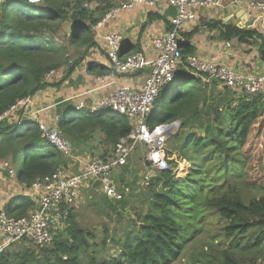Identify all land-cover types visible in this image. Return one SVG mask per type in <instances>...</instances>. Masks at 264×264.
<instances>
[{
    "label": "trees",
    "instance_id": "16d2710c",
    "mask_svg": "<svg viewBox=\"0 0 264 264\" xmlns=\"http://www.w3.org/2000/svg\"><path fill=\"white\" fill-rule=\"evenodd\" d=\"M85 1L6 0L0 10V160H9L13 167L21 163L17 180L25 187L67 166L69 160L41 136L37 121L20 122L24 108L5 113L49 86L45 81L49 71L65 65L69 74L85 50L95 45L93 27L120 2L88 0L96 5L87 7ZM220 34L224 40L236 37L250 43L257 35L264 60V38L255 30L222 25ZM54 36L78 49L73 62L67 45L57 44ZM187 48L181 46L184 59ZM176 121L179 129L172 136L176 144L168 153L177 152L190 163L189 170L182 180L175 177L177 163L172 160L168 168L156 170L146 186L147 208L130 224L123 216L127 200L104 196L118 216L110 217L113 225L103 224L100 232L74 228L71 240L53 236L41 247L21 239L0 253V264H171L191 240L209 231L202 224L208 218L216 220L217 232L208 234L209 240L191 253L190 264H264V174L257 148L264 140V92L246 95L224 88L214 95L193 75L179 74L158 95L148 125ZM131 127L125 115L86 109L74 110L57 122L78 151L80 142L98 130L102 158L114 153ZM122 167L126 170L128 164ZM244 187L263 193L245 200ZM35 206L31 198L14 196L4 208L8 215L21 217ZM110 241L119 247L117 256L105 255Z\"/></svg>",
    "mask_w": 264,
    "mask_h": 264
},
{
    "label": "built area",
    "instance_id": "2783aa9c",
    "mask_svg": "<svg viewBox=\"0 0 264 264\" xmlns=\"http://www.w3.org/2000/svg\"><path fill=\"white\" fill-rule=\"evenodd\" d=\"M6 0H0L4 4ZM29 4L40 3L41 0H26ZM166 1L175 7L176 13L170 18V28L157 36L153 41L155 55L148 57L141 51L120 55L122 36L115 32H105L99 37L103 41L109 62L110 73L99 78L106 85L112 83L114 74H129L141 70H148L142 83L133 88L119 85L101 98L97 104H85L82 101L73 104L74 110L83 109L89 112L101 111L125 115L132 125L129 134L121 138L116 144L114 153L109 157L89 158L82 163V167L74 173L59 167L51 175L38 178L26 187L20 195L31 198L36 205L25 216L14 217L0 208V253L13 243L27 239L37 247L44 246L52 240V229L59 221L66 218L73 206L80 199V190L85 186L92 188L95 180H99L98 191L111 201L123 198V189L116 183L114 173L118 167L127 164L137 147L144 148V161L147 169L141 180L147 186L149 179L156 170L168 168V161L172 159L166 149L165 142L170 135L169 124H159L153 128L148 125L155 101L163 90L179 74L193 75L201 83L217 81L223 88H228L237 94H258L264 92V73L237 71L214 59L202 58L198 55H188L183 58L181 46L186 43L180 31L185 23L196 17V10L218 5L220 0H126L119 8H112L94 27L100 28L103 22L119 9H128L142 3L151 6ZM230 5H238L239 0H227ZM84 6L91 7L86 0ZM261 12L264 18V1L255 0L248 6L246 15L255 18L254 12ZM56 70L45 75V80L52 78ZM107 82V83H106ZM31 102L27 97L10 107L5 113L8 115L19 105ZM73 110V111H74ZM63 114V113H62ZM68 113L64 114L67 116ZM23 116V115H22ZM21 116V117H22ZM27 116V115H26ZM35 117V113H33ZM63 115H59L55 122L45 123L38 118L41 136L56 147L66 158L76 159L70 140L57 128V122ZM20 119V117H19ZM5 167H10L4 161ZM13 174L12 168H8Z\"/></svg>",
    "mask_w": 264,
    "mask_h": 264
},
{
    "label": "crops",
    "instance_id": "0c3cea01",
    "mask_svg": "<svg viewBox=\"0 0 264 264\" xmlns=\"http://www.w3.org/2000/svg\"><path fill=\"white\" fill-rule=\"evenodd\" d=\"M122 1L120 0L114 9L119 8ZM252 1L255 0H239L240 4L230 5L227 0H220L218 5L197 9L195 19L185 23L180 31L186 41L183 48L188 47L189 55L214 59L237 71L264 73V60L260 56L257 35L252 38L254 43H250L240 42L236 37L224 40L220 34L222 25H231L241 30H255L264 38L262 13L255 11L253 13L255 18H248L246 15ZM41 3H46V0H41ZM91 7H94L93 3ZM175 13V7L166 1L151 6L138 3L128 9L116 10L98 30L94 31L95 45L85 50L81 55V61L69 74H66L67 67L65 65L56 69L53 77L45 80L50 83L49 86L34 94L30 103L17 106L8 115L14 114L19 108H24L23 115H27L28 120L38 118L40 121L51 124L55 122L67 104L73 105L82 101L85 104L94 105L119 85L137 88L148 70L129 74L116 73L111 79L112 83L106 86L100 82L99 78L110 73V68L105 46L99 35L105 32L119 33L122 36L120 52L127 54L141 51L148 57H153L155 55L153 41L170 28L169 20ZM206 85L208 91L214 95L224 91L217 81H209ZM33 113H35V117ZM96 133L99 136L95 138ZM92 138L94 141L90 138L88 141L80 142L78 147L81 151L75 155L76 159L70 160L64 167L69 172H77L82 167V163L90 158L94 149L102 150L100 146L103 141L101 133L97 130L93 133ZM4 161L6 160H0V208L4 207L11 197L20 195L26 189L25 185L17 180V171L21 167V163L18 167H13L7 160L10 167H5ZM127 164L129 166L130 162ZM8 168H12L13 174H10ZM124 169V167L117 168L114 173L115 181L118 174L122 176L124 182L127 181L128 175ZM146 169L147 164L144 165L140 179ZM119 186L123 188L122 184ZM83 189L86 192V197L93 194L91 188L85 186ZM93 191L98 192L96 189Z\"/></svg>",
    "mask_w": 264,
    "mask_h": 264
},
{
    "label": "rangeland",
    "instance_id": "374dc122",
    "mask_svg": "<svg viewBox=\"0 0 264 264\" xmlns=\"http://www.w3.org/2000/svg\"><path fill=\"white\" fill-rule=\"evenodd\" d=\"M126 0H123L125 2ZM96 5V3L93 1L91 2ZM54 40L57 44H64L67 45L69 55L68 59L69 62H73L76 59V50H78L75 46H70L67 44V41L64 40L61 36H54ZM261 56V55H260ZM191 80L187 82L189 84ZM74 110L73 105L67 104L64 109H62V113H70ZM179 129V124L174 126L171 129L169 138H167L165 142L166 149L168 151L171 150V146L175 145L176 142L172 139V136L177 132ZM96 132V131H95ZM94 132V133H95ZM99 136L98 133L95 134V138ZM93 140V138H91ZM94 141V140H93ZM92 142V141H91ZM258 148V158L260 161V165L263 167V174H264V140L259 143ZM74 154L78 155L79 151L75 148ZM144 148L143 147H137L133 155L129 158L130 165L126 169L127 181H123L120 174H118V178L116 182L123 185V193H124V199L127 200L128 205L126 208V211L124 213V217L126 219L125 223L130 224L129 220L135 219L136 213H139L140 211H144L147 208V202L145 199H147V187L145 185H142L140 174L144 169L145 161H144ZM92 156L90 158L99 157L101 154L100 149H94L91 153ZM172 161L177 163V166L174 168L175 170V177L179 180H182L185 178L190 163L187 162L184 159L178 158V153H174L171 155ZM68 159V158H67ZM69 161L71 159H68ZM170 166V165H169ZM115 176V174H114ZM85 188V187H84ZM88 188V187H87ZM93 194H90L88 197H86V192H84V189L82 188L80 190V199L78 200L77 204L71 209L70 216L68 215L66 218H63L62 221L58 222V225L52 229V237L60 235L63 237V239H72V229H96L99 232L102 229L103 224H110L113 225V222H111L112 219L117 220L118 216L114 211H112L107 203L104 202V196L103 194L98 191L94 192L91 190ZM263 191L258 188L253 189H247L244 187L243 196L245 200H248L252 197H259L262 195ZM149 197V196H148ZM110 214V216H109ZM112 217V219H110ZM204 227L209 228L208 232H201L199 235H197L193 240H191L182 251V254L180 257L172 262L171 264H190V256L191 253L199 248L200 245L206 243L209 240L208 234L216 233L217 232V223L216 220L212 218L205 219L202 223ZM109 246H107V251L105 255H113L117 256L120 253L119 247L114 242L110 241L108 243Z\"/></svg>",
    "mask_w": 264,
    "mask_h": 264
},
{
    "label": "water",
    "instance_id": "95a60500",
    "mask_svg": "<svg viewBox=\"0 0 264 264\" xmlns=\"http://www.w3.org/2000/svg\"><path fill=\"white\" fill-rule=\"evenodd\" d=\"M2 8H3V4H0V10H1ZM27 120H28L27 116L23 115V116L21 117V119H20V122H21V123H24V122L27 121ZM178 124H179V122L176 121V122H173V123L169 124V125H170L169 127H170V128H173L174 126H176V125H178ZM23 157H25V155H23ZM98 185H99V180H95V181L93 182V184H92V188L98 190Z\"/></svg>",
    "mask_w": 264,
    "mask_h": 264
}]
</instances>
